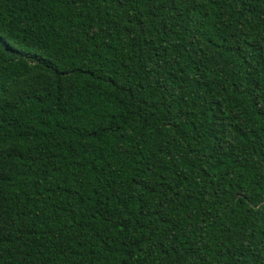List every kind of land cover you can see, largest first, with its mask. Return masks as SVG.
<instances>
[{
	"label": "trees",
	"instance_id": "trees-1",
	"mask_svg": "<svg viewBox=\"0 0 264 264\" xmlns=\"http://www.w3.org/2000/svg\"><path fill=\"white\" fill-rule=\"evenodd\" d=\"M0 264H264V0H0Z\"/></svg>",
	"mask_w": 264,
	"mask_h": 264
}]
</instances>
